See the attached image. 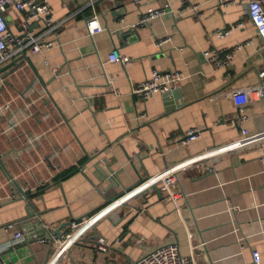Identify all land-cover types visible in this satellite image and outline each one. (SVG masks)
I'll return each instance as SVG.
<instances>
[{
	"label": "crops",
	"instance_id": "crops-1",
	"mask_svg": "<svg viewBox=\"0 0 264 264\" xmlns=\"http://www.w3.org/2000/svg\"><path fill=\"white\" fill-rule=\"evenodd\" d=\"M46 1L61 22L55 46L15 59L10 74V61L0 62V247L13 241L15 231L24 234L0 251V259L129 264L176 241L195 264H256L254 257L264 264V141L179 171L177 205L159 187L133 193L168 165L240 139L242 129L250 135L264 130L262 98L242 91L258 83L264 65L244 5ZM165 3V15L136 26L147 7ZM94 15L101 29L89 34L85 23ZM6 20L16 32L19 16L10 13ZM238 22L242 26L221 33ZM30 28L42 30L40 22ZM130 29L136 33L124 34ZM112 49L129 63L108 62ZM208 49L232 51L233 63L213 68L202 55ZM154 69H176L184 78L168 94H131V86ZM189 128L200 136L188 141ZM84 216H94L95 225L79 228L82 233L54 259L55 231L65 235L69 222ZM98 237H104L105 251L97 248Z\"/></svg>",
	"mask_w": 264,
	"mask_h": 264
},
{
	"label": "built area",
	"instance_id": "built-area-1",
	"mask_svg": "<svg viewBox=\"0 0 264 264\" xmlns=\"http://www.w3.org/2000/svg\"><path fill=\"white\" fill-rule=\"evenodd\" d=\"M140 2L143 0H132ZM217 5L221 8L231 3L239 2L244 5L245 12L249 21L255 28L257 37L261 42V49L264 51V0H216ZM169 4L165 3L162 7H147L145 12L140 16L136 26H143L150 23L151 20L165 15ZM193 10L196 5H192ZM19 16L17 31L14 32L9 26L6 17L9 14ZM34 22H40L42 30L35 33L30 28ZM61 22L55 21L48 2L46 0H0V62L9 60L13 62L15 59H21L26 53L44 55L47 51L55 46V29ZM86 30L89 34L95 33L101 29V24L97 16H92L85 23ZM242 26L241 22L235 25H230L221 33L229 34L234 27ZM163 40H159L161 44ZM203 58L213 68H229L233 63L232 51L219 53L213 49H208L202 52ZM108 62L127 64L130 58L117 49H112L107 57ZM46 64L48 62L44 60ZM55 68L53 69V71ZM259 81L257 84L243 89V93H256L264 102V65L257 71ZM184 78L183 73L176 69L165 71L152 70L149 79L139 84L132 85L131 94H139L142 98H148L156 93H165L174 88ZM6 107V105H5ZM241 138L235 141L227 142L223 145L208 149L193 159H186L172 165H168L164 169L157 171L153 175L148 176L139 185V189L148 188L153 185L159 187L161 192H164L166 199L177 205V200L180 199L181 193L177 190V173L183 169L191 167L199 163V160H204L212 155L227 152L233 149H239L251 144L255 139L264 141V130L258 134L250 135L246 129L241 130ZM197 128H189L185 131L184 136L188 141L197 139L200 135ZM132 193V194H133ZM123 197L116 199L114 202H120ZM235 211L237 210L234 208ZM94 216H84L78 220L69 222V230L62 239L58 240L54 252V259L59 258L63 252L73 243V241L82 233L79 228L84 227L86 230L91 229L95 225ZM7 228H13L12 224H8ZM13 241L6 243L0 247V251L13 247L24 239V234L20 231H15ZM42 241V240H41ZM140 241V239H138ZM97 248L105 251L106 244L104 237H98ZM254 263H259V258H253ZM0 264L6 263L0 259ZM129 264H195L191 257L182 255L179 251L176 241H168L146 250L142 255L132 260Z\"/></svg>",
	"mask_w": 264,
	"mask_h": 264
},
{
	"label": "water",
	"instance_id": "water-1",
	"mask_svg": "<svg viewBox=\"0 0 264 264\" xmlns=\"http://www.w3.org/2000/svg\"><path fill=\"white\" fill-rule=\"evenodd\" d=\"M136 30L135 29H130V30H127V31H125L124 32V34H130V33H132V34H135L136 32H135ZM13 65V62H9L7 65H5V68H9V67H11ZM13 67L15 68H17V66H15V65H13ZM10 69V68H9ZM13 72V69L11 68L9 71H8V74H10V73H12ZM170 92H171V90H170ZM169 91L168 92H165V94L167 93H170ZM155 188L157 191H158V189H157V186L156 185H153V186H151V188ZM160 193V192H159ZM55 234H56V237L57 238H59V239H62L63 237H64V235H62L61 233H59V231H55Z\"/></svg>",
	"mask_w": 264,
	"mask_h": 264
},
{
	"label": "bare ground",
	"instance_id": "bare-ground-1",
	"mask_svg": "<svg viewBox=\"0 0 264 264\" xmlns=\"http://www.w3.org/2000/svg\"><path fill=\"white\" fill-rule=\"evenodd\" d=\"M81 229V228H80ZM84 231H86V230H84Z\"/></svg>",
	"mask_w": 264,
	"mask_h": 264
}]
</instances>
